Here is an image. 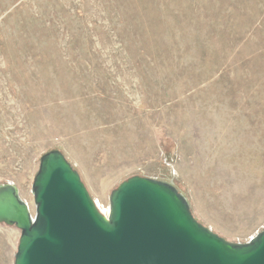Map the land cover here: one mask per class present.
Segmentation results:
<instances>
[{
	"label": "rangeland",
	"instance_id": "1",
	"mask_svg": "<svg viewBox=\"0 0 264 264\" xmlns=\"http://www.w3.org/2000/svg\"><path fill=\"white\" fill-rule=\"evenodd\" d=\"M60 150L103 214L171 182L230 242L264 228V0H0V184ZM19 230L0 223V264Z\"/></svg>",
	"mask_w": 264,
	"mask_h": 264
},
{
	"label": "water",
	"instance_id": "2",
	"mask_svg": "<svg viewBox=\"0 0 264 264\" xmlns=\"http://www.w3.org/2000/svg\"><path fill=\"white\" fill-rule=\"evenodd\" d=\"M30 192L0 184V223L19 230L13 264H264V228L230 242L199 223L171 183L134 175L103 214L58 149L41 154Z\"/></svg>",
	"mask_w": 264,
	"mask_h": 264
}]
</instances>
